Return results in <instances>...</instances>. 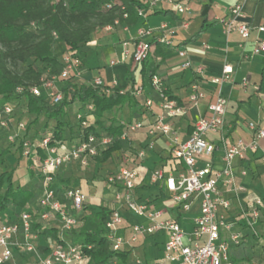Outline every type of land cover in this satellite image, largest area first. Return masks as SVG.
Wrapping results in <instances>:
<instances>
[{
	"label": "crops",
	"instance_id": "1",
	"mask_svg": "<svg viewBox=\"0 0 264 264\" xmlns=\"http://www.w3.org/2000/svg\"><path fill=\"white\" fill-rule=\"evenodd\" d=\"M237 3L243 4L244 15L235 19L234 28L227 32L221 19L229 18L231 9ZM190 4L191 9L184 17L177 15L168 5L160 4L150 9L146 17H139L135 24L118 23L111 30L104 27L98 28L92 34L90 41L82 43L76 49L60 45L55 47V55L60 60H63L64 54L68 52L80 58L81 64L71 71L74 82L86 84L96 77H102L106 87L112 88L113 82L117 81V87L121 91H130L134 96L132 103H126L104 113L103 120L106 121V125L117 126L140 119L145 120V126L132 133L128 141H124L126 143L123 147L112 152L108 159L103 161L98 159L107 147L101 149L97 156L90 157L86 165L72 162L54 170L55 183L63 186L64 183L60 179H64L67 187L77 188L85 195V204L88 207L85 215L96 213L102 207L110 210L121 207L124 221L120 233L126 237L131 234L133 224H151L145 217L122 207L116 200L119 187L107 180L108 175L118 171L124 164L125 156L129 154L132 155L133 160L130 166H136L139 171L133 192L135 199L140 202L148 200L152 209L162 211L161 218L177 220L189 233L193 230L195 219L201 210V197H193L190 209L185 210L173 201L165 182L163 180L153 182L151 175L156 168H162L166 174H176L184 169L183 161L176 158L173 153L174 147L187 141L194 123L200 117L208 115V106L217 96V86L212 79L222 75L225 65H230L233 69L230 78L221 86L222 93L228 98L224 130L227 142L236 143L239 139L251 141L253 131L249 128V122H255L264 128V109L261 107V98L264 95V51L257 54L253 52L258 40L264 39V32L257 30V26L264 19V0H192ZM182 18L188 20L187 28L178 26ZM164 22H168L171 28L159 29ZM241 23L251 27L248 39H243L237 30V26ZM140 29L152 30V34L147 37V40L152 43V49L146 61L136 64L133 54ZM160 36H166L171 43L162 42ZM180 49L187 51V58L179 55ZM186 59H189L191 63L188 67L184 66ZM115 61L116 63H112ZM199 66L204 69L202 76L196 73V68ZM153 70L162 78L168 94L186 108L185 113L168 117L173 127V133L168 136H152L148 133L150 125L163 112L159 98L152 91L148 78ZM128 71L132 73L130 81L127 80ZM194 82H198L201 90L205 92V97L196 104L190 101ZM65 84V81L58 82L52 90L59 91ZM136 86L142 89L140 96L132 92ZM47 95L48 91H44V96L47 97ZM147 98L153 99L151 109L145 106ZM21 102H25V98H22ZM90 105L75 100L67 106L64 117L67 124L61 141L62 149H69L80 141L82 137L80 129H83L85 119L89 125L95 123V116L89 110ZM40 115L44 118H41L35 129L31 127V123L38 115L30 113L26 105L18 108L17 118L26 121L27 137L30 139L37 138L39 133L42 135L48 133L43 129L47 121H50V131L54 129L56 120L48 118L44 113ZM79 115L82 117L79 118ZM4 133H8V130L1 128L0 135ZM208 138L215 143L216 149L210 158L199 157L197 166L203 167L207 160H210L215 170L222 169L224 144L221 136L209 134ZM150 141L154 142V148L149 151L145 159L135 161V152L145 147ZM258 145L256 151H249L246 157H237L234 161L238 183L244 187V190L236 195L227 185H220L222 194L232 200L229 216L236 221L235 229L245 234L248 231L239 222L242 208L252 204L256 198L264 197V164L261 160L264 155V137L259 139ZM40 156L42 152L29 158L36 171L34 174L27 172L16 185L32 191L33 197L25 206L9 203L5 210H0V224L14 220L25 209H33L36 223H41L42 226L48 223L47 226L54 228L58 236H65V238L62 237L63 240L72 242V236L62 232L61 222L55 215H51L48 220L39 218V221L36 218L38 216L35 212L36 206L45 192L36 164ZM21 161L24 167L28 164L25 157ZM4 171H12V169L7 168ZM97 172L104 173L106 180L103 181L100 177L95 178ZM259 228L264 238V211ZM167 237L166 231H159L154 235L142 236L136 245H127L125 249L131 250L133 255L136 253L134 258L148 260L153 264L162 263ZM244 239L248 241V244L254 243L250 237ZM35 242L41 255L48 254L56 243L52 235L44 233L35 236ZM242 245L232 251L234 258L238 261H240L238 254L242 250L240 249ZM259 251L255 252V255ZM25 258L29 259V256L21 252L16 262L31 264V260L26 261Z\"/></svg>",
	"mask_w": 264,
	"mask_h": 264
},
{
	"label": "built area",
	"instance_id": "2",
	"mask_svg": "<svg viewBox=\"0 0 264 264\" xmlns=\"http://www.w3.org/2000/svg\"><path fill=\"white\" fill-rule=\"evenodd\" d=\"M192 0H136L135 13L137 17H146L150 9L157 5H168L177 15H186L191 9ZM244 15L242 3H237L231 9L229 18L221 19L227 32L234 28L235 19ZM127 14H125V17ZM120 23L116 21L115 24ZM106 25L105 29L111 30L115 25ZM178 26L187 28L189 22L182 18ZM170 24L164 22L159 29H170ZM237 30L243 39H248L251 34V27L241 23ZM259 32H264V19L257 26ZM152 30L140 29L136 41V49L133 59L136 64L148 59L152 49V43L147 37ZM160 40L167 44L171 41L166 36H160ZM264 51V39L258 40L254 53ZM179 55L187 58V51L180 49ZM112 63H116L112 62ZM81 64L80 58L68 52L63 56V69L60 74L45 75L39 85L19 86L17 93L22 97L25 93L40 97L44 91H48V98L52 104L59 103L64 99L62 91H53L54 86L61 80L71 77V71ZM190 60L186 59L184 66H190ZM233 69L225 65L223 73L214 77L212 82L217 86V96L214 102L208 106V115L200 117L193 126V130L187 141L174 147L173 153L176 158L184 163V169L178 173L166 174L162 168L153 170L151 180L153 182L163 180L168 191L172 194L175 203L181 205L185 210L191 207V199L195 196L201 197L200 214L195 219V226L189 233L184 230L181 224L175 219H164L162 211L152 209L150 202L137 201L134 197V189L139 171L136 166H130L132 155H126L124 164L118 171L108 175L109 183L116 185L118 191L116 200L122 207L133 211L139 216L150 221V225L133 224L131 234L126 237L120 233L124 215L121 207L112 209L104 227L106 236L111 241V248L115 251L125 250L126 246L136 245L142 236L154 235L159 231H166L168 234L163 250V262L158 264H236L237 259L232 253L233 249L240 247L245 237L262 238L260 222L264 211V197H258L252 204L242 208L240 224L248 231L246 234L236 230V221L229 216L232 209L231 198L225 197L221 192L220 185H227L236 195L244 190L238 183L237 174L234 169V161L237 157H246L249 151L258 149V141L264 137V128L255 122H249V128L253 131V139L246 141L239 139L236 143L227 142L224 135L226 117L228 112V98L222 93V84L230 78ZM196 73L202 76L204 69L196 68ZM89 84L106 87L102 77H96ZM117 81L113 87H117ZM151 89L159 98L163 112L159 114L150 125L148 133L152 136H168L173 133L169 116H176L186 112V108L172 98L164 86L159 74L155 73L151 78ZM109 91V89H107ZM134 95L140 96L142 89L138 86L132 91ZM205 97L198 82L192 84L190 101L196 104ZM71 96L68 97L70 99ZM19 102H7L0 109V127L8 130V140L11 143L21 145L23 155L32 158L42 152L37 161L39 174L44 182V195L39 200V216L42 220H48L55 215L61 222L64 232L71 231L81 224L76 216L85 204V195L77 188L70 187L66 190V197L71 201L68 207L58 200L55 190L51 187L55 181L54 170L72 162H79L86 165L90 157H95L100 150L112 145L116 138L128 141L132 133L137 132L145 126V120L124 124V129L119 136L107 134L97 135L89 133L82 135L80 141L69 149H62L58 142L53 141L52 135L44 134L40 141L27 137L28 125L25 120L17 118ZM153 99L147 98L145 106L151 109ZM261 107L264 109V95L261 98ZM89 110L93 112L92 104ZM82 115H79L81 118ZM83 126H89L87 119ZM209 134H219L224 144V155L222 169L215 170L210 160L205 166L198 167L199 157L210 158L216 149V145L209 138ZM154 148V142L150 141L145 147L135 152V161H142L150 150ZM264 164V155L261 157ZM245 174V172H244ZM70 209L72 212H70ZM34 210L25 209L12 221L0 224V264H17L16 253L25 252L32 259L31 264H79L84 260L85 253L80 244L56 242L46 255H41L36 242L33 229ZM256 243V242H255ZM257 244V243H256ZM258 254L251 257L246 264H264V244L259 245ZM141 263L140 258H136Z\"/></svg>",
	"mask_w": 264,
	"mask_h": 264
},
{
	"label": "trees",
	"instance_id": "3",
	"mask_svg": "<svg viewBox=\"0 0 264 264\" xmlns=\"http://www.w3.org/2000/svg\"><path fill=\"white\" fill-rule=\"evenodd\" d=\"M135 6L136 0H0V109L7 102H19L18 104L26 105L32 114L44 113L48 118L55 119L52 139L61 145L67 124V121H64L67 106L79 100L83 104H92V113L95 116L94 124L80 129L82 135L95 133L119 136L125 125H106L103 117L108 110L132 103L134 96L130 91L89 83L79 84L70 77L59 81L66 82L60 89L65 94L64 99L52 104L44 95L37 97L25 93L21 97L17 88L39 85L45 75L62 72L63 60L55 55L56 46H70L76 49L82 43L90 41L98 28L113 25L116 21L128 25L137 23L139 17L135 13ZM30 61L37 64L29 63ZM11 63L28 66L22 71H17L9 66ZM153 72L148 76L150 86L151 78L155 74ZM131 75L128 71L127 80H132ZM22 98H25V102H21ZM4 138L8 139V133L0 135V139ZM125 143L116 138L98 159H108L112 152L121 149ZM9 144L8 147H0V164L9 154L10 146L17 143ZM18 148H22L21 145H18ZM60 181L64 183L63 186L54 182L51 187L55 190L56 198L69 209L71 201L65 195L69 187L64 179ZM4 184L6 188L0 194V210H5L9 203L25 206L33 197L32 191L14 185L12 171L0 173V192ZM87 210L88 207L84 204L76 215L81 224L66 232L74 234L72 242L61 239L54 228H45L42 232L52 235L56 242L82 245L85 257L79 264H153L148 260L137 263L131 250L115 251L111 248L104 224L112 210L102 207L96 213L85 215ZM38 224L34 222L33 226ZM236 264H239V261Z\"/></svg>",
	"mask_w": 264,
	"mask_h": 264
},
{
	"label": "rangeland",
	"instance_id": "4",
	"mask_svg": "<svg viewBox=\"0 0 264 264\" xmlns=\"http://www.w3.org/2000/svg\"><path fill=\"white\" fill-rule=\"evenodd\" d=\"M29 63H32V64H37L36 62H32L30 61ZM9 66L12 68V69H15L17 71H22L24 70L25 68H27L28 64H17V65H14V64H9ZM20 106H23L21 104H19ZM86 107H84L85 109ZM24 112V111H23ZM76 116V115H75ZM41 118L43 119L44 117H42L41 115H38L37 117L34 118V120L32 121L31 123V127L35 128L37 127V124L41 121ZM72 120L75 121V118L72 117ZM48 123L43 127V129H45L48 133L47 134H50L52 135V131H50V121H47ZM53 124H55V122H53ZM108 125V124H107ZM52 129V128H51ZM1 130V128H0ZM53 130V129H52ZM37 132H40V130H37ZM41 137H42V133H39V136L37 138H33V140H37V141H40L41 140ZM9 144V140L7 138H4V139H0V147L1 148H5V147H8ZM25 156L23 155V150L22 148H18V145L17 144H13L10 146V152L9 154H7L5 157H4V160H3V163L0 164V173L2 171H4L5 169L7 168H10L12 169V178H13V183L14 185L16 186L17 185V181L18 180H21L23 178V176H26L25 174L28 172H34L36 171L35 169V166L33 165L31 159L26 158V160L28 161V164H26V166H22V159L24 158ZM8 159V160H7ZM5 163V164H4ZM26 168V169H25ZM9 172V171H8ZM14 172L16 173L14 175ZM98 173V172H97ZM96 177H100L102 178L103 181L106 180V177H105V174L104 173H98L96 174L95 173V178ZM16 178V179H15ZM43 180V178H41ZM94 178H92L93 180ZM42 183V182H41ZM44 183V182H43ZM5 188H6V185L3 187V189L1 190L0 194L3 193L5 191ZM36 214H38V216H36L37 220H39L40 216H39V211H40V206H39V202H38V205L36 206ZM92 210H94V208H92ZM40 221V220H39ZM48 223H45V225L42 226V224H38V225H34V234L35 236L39 235L40 233H43L42 230L45 229V228H49V226H47ZM62 227V225H61ZM62 230V228H61ZM58 231V230H57ZM62 232H64L62 230ZM68 236H72L74 238V234L71 235V234H68ZM59 237L62 239V237L65 238V236H62V235H59ZM253 241V240H252ZM248 241H246L244 239L243 241V245L240 249V253L238 254V258H240L239 262H242L241 264H246V262L255 255V252L259 251L261 247H256V246H259L261 244H264V238H255L254 239V243L252 244H248L247 243ZM257 244H256V243ZM256 247V248H255ZM20 255V252L18 254H16V259L17 257ZM133 256H136V253H134ZM26 261H30L32 260L30 257L29 259L28 258H25ZM238 262V260H237ZM18 264V262H17Z\"/></svg>",
	"mask_w": 264,
	"mask_h": 264
}]
</instances>
